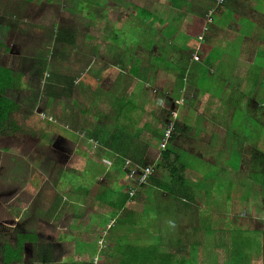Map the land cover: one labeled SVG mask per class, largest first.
Returning a JSON list of instances; mask_svg holds the SVG:
<instances>
[{"label": "crops", "instance_id": "obj_1", "mask_svg": "<svg viewBox=\"0 0 264 264\" xmlns=\"http://www.w3.org/2000/svg\"><path fill=\"white\" fill-rule=\"evenodd\" d=\"M120 1L123 0H92L85 12L89 18L101 15L97 21L102 23L100 29L107 36L103 45L90 46L95 54L90 52L94 69L88 71L89 76L81 73L86 69L83 60L74 57L77 63L73 67L65 66L61 52L57 54L61 62L56 67L51 66L49 79L34 77L30 71L26 73L25 81L40 83L42 98L65 99L73 109H78L74 114L72 110L63 111L64 116L57 117L65 126L74 123L76 127L71 130L75 128L78 132L74 133L77 136L74 140L56 132V137L63 141V149L60 154H52L53 147L49 151L55 162L71 163L72 166L56 173L43 170L32 175L28 170L27 177L31 176L25 189L28 198L24 199L25 196L19 203L27 214H31L26 218V214H22L24 209L18 208L20 213L15 210L12 214V224L7 226L0 222V264H6L3 261L5 240H14L16 231L36 235L33 241H27L26 257L23 255V261L17 264H264V242L257 238L255 241L259 246L239 245L241 241H247L243 236L249 234L256 236L259 233L264 240V228L256 229L252 224L255 218L238 216L237 210L230 214L227 206L213 199L216 187L212 182L210 187L205 185L202 178L205 175L204 154L192 151L195 144L186 139L189 134L184 129L188 126L196 133L204 130L201 149L204 153L205 149L217 151L215 149L226 138L225 130L209 142L205 129L198 124V117L204 115L205 118L206 111L212 115L209 117L212 124L219 127L222 117L217 116L214 107L208 106L212 101L217 99L230 107L228 102L232 96L239 100L246 96L251 104L257 93H254L256 87L264 83V75L258 79L251 75L256 63L264 64V0H223L221 4L217 0H134L144 4L137 13L136 29H127L128 22H121L127 20L130 12L116 5L112 7ZM146 3L150 11L145 9ZM98 22L96 25H100ZM49 48L54 50L56 47L49 45ZM194 55L200 58L195 59ZM162 69L166 70V75ZM46 72L47 69L42 75ZM100 82L105 83V90L99 93L97 85ZM209 83L217 84L220 91H210L206 86ZM200 86H203L202 90ZM87 91L92 100L89 104H85L86 99L78 98L79 95L87 97ZM162 93L167 96L161 97ZM99 95L104 96L102 103L106 116L116 121L113 124L117 130L111 128V124L101 128L105 126L102 122L106 117L98 110L99 99L103 98ZM173 98L176 100L173 112L179 114L176 122L183 128L177 129L179 132L171 138L168 147L179 153L186 167L185 186L163 181V175L154 168L161 159V138L165 130L154 117L162 109L160 106ZM209 99L212 101L205 106ZM130 106L134 107L133 112L127 109ZM253 106L254 111L248 110L251 125L257 123L258 112L264 109L260 103L253 102ZM130 114L131 122L128 120ZM245 117L248 116L243 119ZM142 120L145 121L143 124ZM171 124L176 131L175 122ZM101 129L106 133L107 146L94 148L92 138L87 136ZM151 139L160 142L156 145L160 149L153 146ZM67 145L74 146L69 155L63 153ZM184 152L191 153L193 159L183 161ZM29 155V163H34L38 152L32 150ZM41 155L44 161L46 154ZM122 157L132 159L140 167L153 165L148 181L132 196ZM195 157L202 163L197 170L190 166ZM242 157L244 154L240 155V165ZM38 174L41 176L34 178ZM49 174H56L61 188L55 184L51 189ZM95 183L100 188L97 186L92 190ZM107 189L115 192L110 198H107ZM239 191L240 188L230 191L232 199L239 200ZM50 194L56 199L55 203L46 210L44 217L41 214V219L35 220L36 226H33L31 221H34L35 211L30 197L38 196L37 203L47 208ZM205 195L211 197L206 199ZM254 195L258 196V193ZM12 203L16 209L18 202ZM53 206L55 209H51ZM18 216H24L26 220L23 222ZM28 223L30 228H26ZM216 225L218 229H214ZM210 244L215 257L209 254Z\"/></svg>", "mask_w": 264, "mask_h": 264}, {"label": "rangeland", "instance_id": "obj_2", "mask_svg": "<svg viewBox=\"0 0 264 264\" xmlns=\"http://www.w3.org/2000/svg\"><path fill=\"white\" fill-rule=\"evenodd\" d=\"M218 2H223V0H218ZM115 5L119 8L123 7L127 12H130V16L127 20L125 22L121 21L124 24L128 22L126 28L128 29L129 27L131 29H136L135 20L136 17H139L137 15L140 10H142L141 5L144 6V4L140 5L139 1L136 2L134 0H123L112 4V7ZM86 8L87 2H82L81 0H0V23L10 27L8 34L3 29H0V42H2L4 46H8L9 48L11 47L12 51V53H9L5 51L4 47H0V64L13 67L15 71L18 70L23 74L32 71V76L44 78L45 76L37 71L39 69L37 64H39V59L46 53L48 54V58L46 62L47 72L45 75L47 78H50L51 66L54 65L56 67L57 63L61 62L57 59L58 52H61L62 61L63 63H66L65 66L73 67L77 63L74 60V57L80 61L83 60L86 69L81 73L82 75L86 74L85 76H89L88 71L91 68L94 69V64H92V62L90 63V52L93 51L98 44L103 45V42H107V36H104L102 33L103 30L100 29L102 23L97 21L101 18V15L99 16L95 14L96 18H89V16L86 17ZM145 9L150 11V6L147 3ZM72 18H75L76 21L74 22ZM97 22L100 25H96ZM130 22L132 23L129 26ZM58 31L63 32L64 38L73 36L72 40H65L61 41L62 43L56 44L57 42H55L52 44L53 38H56V34L58 35ZM58 37H60V35H58ZM92 44H94V48L91 49L90 46ZM49 45H53V47L56 48L52 50V48H49ZM102 50L105 51L106 48L102 47ZM93 54H95L94 51ZM251 55L253 57V52ZM196 56L197 55H194V57ZM198 58L200 57L198 56ZM82 67L83 66H80V68ZM262 81L264 82V80ZM259 85L260 86H257L254 91V93H257L251 101V104H248L249 99L246 98V96L243 100H239L237 96L233 99L232 96V98L229 99L230 102H228L230 107L225 102H218L219 100L217 101V99L214 101H212V99L205 101V106L206 104H210L212 101V103L208 106L214 107L213 109L217 111V116L219 118L222 117V122H220L219 127L212 124L213 122L209 120V117L212 115L206 114V111L205 118L204 115H202L201 117H198L197 120L200 127L205 129V136L207 134L208 141L215 135L219 136L221 132L225 130L224 135L226 138L223 139L222 137L223 144H219V146L215 149L217 151L205 149L204 153V149H201L204 146V130L196 133V131H193L192 128H189L188 126L184 128L186 133L189 134L186 139L192 140L195 144L192 151L198 150L200 152L202 151L204 154L205 175H202V178L205 180V185L210 187L212 186V182L213 186L216 187L213 199L220 202L222 206H227L230 210V214L237 210L238 216L240 214L243 218L246 217L248 219L249 217H253L257 219L258 221L249 218L252 219V224H254L253 227L256 229L264 228V109L261 113L258 112L260 115L257 116V123L252 122V125L248 121L250 119L248 110L252 108L251 110L254 111L256 109L253 106V102H256L258 105L260 103L264 107V83H259ZM97 86L99 93L102 90H105L104 82L98 83ZM206 86L210 89V91H220L217 84L209 83L206 84ZM202 87L203 86H200V90H202ZM41 92L40 84L34 83L30 93L24 92L18 97L16 96V100L19 103L20 108L15 111V114L11 117L14 118L21 130L15 135L0 137V198L7 204L12 201L18 202L16 207L17 209H24L25 213L22 214H26V218L28 214H31V212H28L27 214L25 208H23L19 202H21L22 198L25 196L26 197L24 199L28 198L26 195L27 192L25 191L26 186L29 184V179L31 178V176L27 177L28 170L30 169L29 172L32 173V175L35 172L41 173V167L44 162L42 161L41 153H38L37 158H34L32 155L34 163H29V154L32 153L33 148H36L41 150L43 149L44 154L48 155L51 147H53L51 152L52 154H60L64 144L61 139L56 137V132L60 136H68V138H65L71 140L77 138L74 133L76 134L78 132L75 128H73L74 131L71 130V127H76L74 123L72 124L71 122L65 126V123L58 119L61 118L62 115L64 116L63 111L72 110V114H74V112L78 109H73L72 105L65 99H44L41 97ZM243 92L245 91L243 90ZM54 93L58 94L56 91H54ZM66 93L68 96H71L69 91ZM38 94L40 98L37 97ZM165 95L167 96V94L162 93L161 97H164ZM99 97L103 98L99 99L100 104L98 110H100L101 114H105L103 117H106L102 122L105 126H102L101 128L105 129L106 124H111V128H113V123L116 121L113 120V118L106 116L105 106L102 103V100L104 101L105 98L101 95H99ZM78 98L81 100L86 99L85 104H89L92 101L88 91L87 97L86 95H79ZM175 104V98H173V100L169 103L165 102L160 106L162 109H160L156 117H154L158 118L160 123L165 126L163 137L161 138L163 142L162 148H167L170 143L169 138L166 144H164V133L166 130H169L171 123L173 121L175 122V130L182 127L179 125V122H176L179 114L173 112L176 108ZM84 109L86 111L87 108L85 107ZM241 111L244 113L243 116ZM72 114L71 116H73ZM68 115L70 116V114H67V116ZM92 115L94 117L95 114ZM245 115L248 117L243 119ZM152 116L154 115L152 114ZM171 119H173V121ZM141 122L143 124L145 121L142 120ZM114 128L117 130L116 126ZM118 128L122 129L120 127ZM147 133L151 134V131L147 129ZM120 134L125 135L123 132H120ZM186 139H184V141L182 140L181 143H184ZM150 141L153 143L154 147L160 149V146H156L160 143H158V140L156 141L155 139H151ZM212 141H214V137ZM246 142H248L247 145H244ZM197 144L199 145L198 147ZM181 145L183 146V144ZM15 146L18 150L12 151L11 149ZM2 148L7 149L4 150ZM136 150L138 152L140 151L137 147ZM73 151L74 146L67 145L63 153L69 155ZM242 154H244V157H242L243 163L240 165L238 161L240 159V155L242 156ZM57 159L60 160L59 157H57ZM182 159L183 161L186 160V162H188L193 159V156L191 153L184 152L182 154ZM61 162L57 161V166L54 164L51 165L53 169H55L54 173L63 170V168H67L68 165L72 166L71 163L63 164L64 162ZM201 164L200 160L195 157L190 166L193 170H197ZM147 166L148 165L145 167ZM152 166L153 165H150L151 168ZM44 171L48 172L47 169ZM37 176H41V174L34 176V178ZM191 179L195 180L193 175H191ZM42 180L43 179L39 181ZM50 180L51 189H54L57 182L56 174H52L50 176ZM41 185L42 184L40 183V188ZM131 186L132 184L130 183L129 187ZM33 187H36V185ZM218 187L222 188V190L217 189ZM239 188L241 195L237 196L239 197V200L237 198L232 199L233 195H230V191H237ZM107 190V198H110L111 195L115 194L114 191L112 193V190ZM256 192L258 193V196L254 195ZM210 197L211 196L209 195H205L206 199ZM256 197H259V199ZM32 198V206L35 207L36 210L33 215L34 221H31V223L33 226H36L35 220L41 219V214L44 217L46 210L55 203L56 199L52 194H50L48 199L49 205L45 208L44 205L40 206V202L37 203V200L40 199L38 196H31L30 199ZM210 201L212 200L210 199ZM198 204L199 203H197V205ZM240 204H243V206L240 207ZM17 213L20 212L17 211ZM18 218L23 219V222L26 220L24 216H18ZM39 224H41V222H39ZM213 227L214 229L219 228L217 225ZM26 228H30L29 223ZM29 235V239L36 237L35 234ZM13 238L14 240H11L13 244L10 240H5L6 247L9 249L17 247L19 240L24 239L23 232L16 231ZM257 238L259 241L264 242V240L259 237V233H256V236L254 234L243 236L244 240L250 239L252 241V246L256 244L259 246V243L255 241ZM212 242L213 241H211V243ZM209 248V254L215 257L212 252L214 248L211 244ZM28 250L31 253L30 247ZM23 255L26 257L25 245Z\"/></svg>", "mask_w": 264, "mask_h": 264}, {"label": "trees", "instance_id": "obj_3", "mask_svg": "<svg viewBox=\"0 0 264 264\" xmlns=\"http://www.w3.org/2000/svg\"><path fill=\"white\" fill-rule=\"evenodd\" d=\"M81 1L87 2L86 10H88L90 8V4H91L90 2L92 0H90V1L81 0ZM217 3L221 4L223 2H217ZM82 8H84V7H82ZM0 29H3L8 34L10 27L9 26H3L0 23ZM57 33H58V35H60V37H58V35L56 34V38L55 37L53 38V41L57 42L56 44L62 43L61 41H65V40L70 41L73 38V36H68V37L64 38L63 32H61V31H58ZM0 47H4L6 52L12 53L11 47L9 48L8 46H4L2 44V42H0ZM44 47H46V46H44ZM47 58H48V54L45 53L44 56L39 59V64H37L39 69L37 71L40 72V74H42L43 71L45 69H47V65H46ZM162 71H165L163 74L166 75V73H167L166 70L162 69ZM263 74H264V64L256 63L255 66L251 70V75L253 77H255L256 79H258L260 77V75H263ZM31 75H33V74H31ZM25 76H26V73L23 74L22 72H20L18 70L15 71L12 68H8V67L0 64V137L12 136L21 130L19 128L20 126L15 122L14 118H12L11 116L13 114H15V111H17L20 108V105L16 100V96L18 97L21 93L30 91L31 88L33 87V84L35 83V82H30L28 80L25 81ZM44 78L47 79V76L45 75ZM45 79H44V81H45ZM127 109L132 110V112L135 110L134 107H131V106L127 107ZM127 116H126V118H127ZM128 120L130 122L132 121L131 114L128 116ZM149 123H151V122H147V124H149ZM173 129H174V127H173ZM173 129L171 130L170 140H171V138H174L178 132L177 130L174 131ZM173 132L175 135L173 134ZM88 135H90V136H87V138L88 137L92 138L91 144L92 145L94 144V148H97L98 145L104 146V147L107 146L106 133L104 131H102V129L98 130V131H93ZM117 135L120 137V135L118 133H117ZM117 135L114 134V136L118 139ZM79 137H82V136L79 134ZM162 144H163V142H162ZM42 148H46V147H42ZM2 149L6 150L7 148H2ZM11 150L17 151L18 149L15 146ZM33 150L35 152L44 154L43 149L41 150V149L33 148ZM128 161H130L133 165L138 164L137 162L133 161L132 159L122 157L121 162H122L124 172H125L126 163ZM154 168L156 171L160 172L163 175V177H164L163 181L167 180L169 182L176 183L177 186H180V185L182 186V184H183V186L187 185L186 178H185L186 167L183 164V162L181 161L179 153L176 150H174L173 148H171V147L163 148V150L161 152V159L156 164V166H154ZM125 175H127V174H125ZM149 176H151V174ZM127 180H128V178H127ZM97 186L100 188V186L96 184V185L92 186V190H94ZM56 187L61 188L62 186L59 182H57ZM62 200L64 202H66L64 199H62ZM32 208L35 211V208L34 207H32ZM52 209H55V207L53 206ZM13 210L14 211L16 210V212L18 211L17 208L16 209L14 208L13 203L7 204V203H5V201H3V199L0 198V222L6 224L7 226L12 224V222H13L12 214L14 215ZM23 235H24V239L19 240V243H17V247L10 248V249L8 247H5L4 256H3L4 263H6V264H17V263H20L23 261L22 256H23V252H24V245L26 246L27 241H33V239H29L30 235L24 234V233H23ZM252 244L253 243L250 239H248L247 241H241L239 243V245H241V246L246 245L245 247H247V245L252 246ZM236 246L238 247V245H236Z\"/></svg>", "mask_w": 264, "mask_h": 264}, {"label": "built area", "instance_id": "obj_4", "mask_svg": "<svg viewBox=\"0 0 264 264\" xmlns=\"http://www.w3.org/2000/svg\"><path fill=\"white\" fill-rule=\"evenodd\" d=\"M200 39H202V37H200ZM195 59H198V57L196 56ZM172 129H173V126L171 124V127H169V130L165 131L164 133L165 143L164 144H166V142L170 138ZM152 170H153V166L151 168L150 165L147 167H140L138 164L133 165L130 161L126 163L125 173L128 176L129 182L132 184V186L130 187L131 196L136 194L137 188L139 186L147 182V179L149 178V175L151 174Z\"/></svg>", "mask_w": 264, "mask_h": 264}, {"label": "flooded vegetation", "instance_id": "obj_5", "mask_svg": "<svg viewBox=\"0 0 264 264\" xmlns=\"http://www.w3.org/2000/svg\"><path fill=\"white\" fill-rule=\"evenodd\" d=\"M51 159H53V158L51 156H49V154L46 155V158L44 159V162H43L42 167H41V171H43L45 169H47L49 171L55 170V169H53V167L51 165L54 164L57 166V164H56L57 161L55 162L53 159V162H50Z\"/></svg>", "mask_w": 264, "mask_h": 264}]
</instances>
